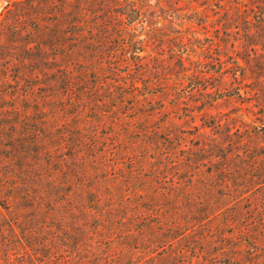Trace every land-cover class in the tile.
<instances>
[{
    "label": "trees",
    "instance_id": "16d2710c",
    "mask_svg": "<svg viewBox=\"0 0 264 264\" xmlns=\"http://www.w3.org/2000/svg\"><path fill=\"white\" fill-rule=\"evenodd\" d=\"M182 2L0 0V264H256L264 110L186 143L149 108L195 72L165 30ZM172 36L171 60L148 49ZM216 88L192 89L205 111Z\"/></svg>",
    "mask_w": 264,
    "mask_h": 264
},
{
    "label": "rangeland",
    "instance_id": "374dc122",
    "mask_svg": "<svg viewBox=\"0 0 264 264\" xmlns=\"http://www.w3.org/2000/svg\"><path fill=\"white\" fill-rule=\"evenodd\" d=\"M200 3H204L203 6H199ZM181 5L179 10L171 12L173 16L169 17L165 30L184 37L187 42L185 48L188 49L185 51L191 55L186 64L189 71L194 69L195 72L186 77L184 86L175 87L179 98L173 91L166 93L165 85L157 86L155 104L149 108H157L154 115L160 120L155 125H164V130L182 132L186 143H193L197 141L195 135L198 132L205 131L204 136L211 134L209 127H199L205 114L221 119L233 117L237 121H251L259 115L255 112L264 110L256 100L264 98V41L259 37L263 45H258L256 36L250 34L251 31L258 32L261 20H264V0H183ZM195 9L200 10L202 22H197L196 18L200 16L192 13ZM181 46L178 38L172 36L156 40L148 49L170 56L169 61L172 49H180ZM196 59L206 62H193ZM151 62L155 66L154 61ZM200 66L202 70L207 69V76H211L210 71L221 69L223 82L218 77H200L197 74ZM170 78L177 79L172 74ZM198 83H213L217 87L216 92L210 94L215 102L206 111L204 103L198 102L206 95L192 90ZM253 194L264 198V186L254 190ZM256 253L254 259L259 264L264 257V247Z\"/></svg>",
    "mask_w": 264,
    "mask_h": 264
}]
</instances>
